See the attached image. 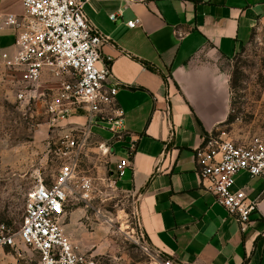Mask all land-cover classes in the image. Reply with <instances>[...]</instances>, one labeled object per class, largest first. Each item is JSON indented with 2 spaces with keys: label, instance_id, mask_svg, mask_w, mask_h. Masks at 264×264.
Listing matches in <instances>:
<instances>
[{
  "label": "crops",
  "instance_id": "obj_1",
  "mask_svg": "<svg viewBox=\"0 0 264 264\" xmlns=\"http://www.w3.org/2000/svg\"><path fill=\"white\" fill-rule=\"evenodd\" d=\"M87 19L108 38L101 50L116 85L122 140H103L116 161L136 145L118 181L134 196L140 230L150 246L176 264H264V182L240 173L234 190L258 206L241 232L235 218L206 191L195 160L204 139L231 113L223 63L264 25V0H85ZM124 8L113 22L110 15ZM24 14L22 0H0V60L15 52L8 16ZM139 21L135 28L128 22ZM85 113L69 125L83 126ZM94 134V133H93ZM119 147L120 156L116 155ZM76 220L64 226L75 240Z\"/></svg>",
  "mask_w": 264,
  "mask_h": 264
},
{
  "label": "built area",
  "instance_id": "obj_2",
  "mask_svg": "<svg viewBox=\"0 0 264 264\" xmlns=\"http://www.w3.org/2000/svg\"><path fill=\"white\" fill-rule=\"evenodd\" d=\"M85 3V0H22L24 14L8 16L5 21L16 32L15 52L3 54L0 65L22 73L28 92L21 93L18 99L41 100L51 127L64 130L58 149L60 167L51 185H40L28 193L18 232L0 224V253L14 250L24 264H97L96 257L79 252L64 231L70 185L77 174V164L68 156L80 151L84 138L93 134L95 128L109 132L116 140L124 139L126 130L116 106L118 87L108 83L110 64L102 62L101 50L108 38L87 19ZM123 12L124 8L111 14L110 20L117 21ZM138 25L137 20L127 23L129 28ZM80 113L86 114V124L68 128V120ZM101 148L113 153L108 144L103 143ZM135 148L131 142L127 155L119 160V178L130 167L129 158ZM195 160L205 190L215 196L217 203L235 218L240 231L245 232L258 204L244 190L233 188L240 173L264 182V134L241 142L209 135L196 149ZM91 188V182L83 179L79 190L84 199L89 197ZM20 246L29 249L32 255L28 257ZM152 250L155 251L150 245L144 247L148 254ZM157 264L176 263L167 259Z\"/></svg>",
  "mask_w": 264,
  "mask_h": 264
},
{
  "label": "rangeland",
  "instance_id": "obj_3",
  "mask_svg": "<svg viewBox=\"0 0 264 264\" xmlns=\"http://www.w3.org/2000/svg\"><path fill=\"white\" fill-rule=\"evenodd\" d=\"M222 67L230 87L231 120L213 135L239 142L263 135L264 25L255 28ZM22 76L0 65V224L14 232L22 226L28 193L40 185L50 186L58 174L64 132L51 127L41 100L18 99L28 92ZM93 133L84 138L80 151L68 156L76 162L77 174L63 220L65 225L77 221L74 246L79 252L92 253L97 264H157L170 259L157 250L144 252L150 244L141 234L136 200L118 182L116 158L101 148V139L109 140L111 134L97 128ZM116 155H121L119 147ZM83 179L92 184L86 199L79 190ZM20 248L28 257L32 255L29 249ZM0 264L24 262L7 249L0 253Z\"/></svg>",
  "mask_w": 264,
  "mask_h": 264
},
{
  "label": "trees",
  "instance_id": "obj_4",
  "mask_svg": "<svg viewBox=\"0 0 264 264\" xmlns=\"http://www.w3.org/2000/svg\"><path fill=\"white\" fill-rule=\"evenodd\" d=\"M231 120V117H229V120L228 121H230Z\"/></svg>",
  "mask_w": 264,
  "mask_h": 264
}]
</instances>
